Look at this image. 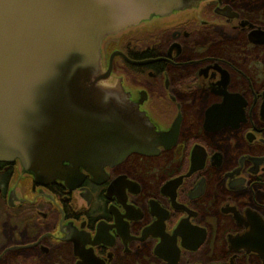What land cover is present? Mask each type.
Returning <instances> with one entry per match:
<instances>
[{
    "label": "flooded vegetation",
    "instance_id": "flooded-vegetation-1",
    "mask_svg": "<svg viewBox=\"0 0 264 264\" xmlns=\"http://www.w3.org/2000/svg\"><path fill=\"white\" fill-rule=\"evenodd\" d=\"M100 62L131 149L0 160V264H264V0L152 15Z\"/></svg>",
    "mask_w": 264,
    "mask_h": 264
},
{
    "label": "water",
    "instance_id": "water-1",
    "mask_svg": "<svg viewBox=\"0 0 264 264\" xmlns=\"http://www.w3.org/2000/svg\"><path fill=\"white\" fill-rule=\"evenodd\" d=\"M197 2L0 0V160L17 158L42 177L71 152L106 163L114 147L118 158L129 151L131 128L116 120L111 91L99 82L108 74L100 42Z\"/></svg>",
    "mask_w": 264,
    "mask_h": 264
}]
</instances>
